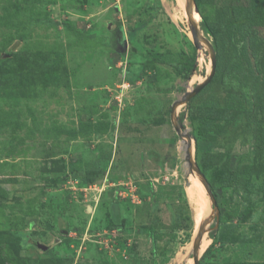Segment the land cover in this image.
I'll return each instance as SVG.
<instances>
[{
	"label": "rangeland",
	"instance_id": "rangeland-1",
	"mask_svg": "<svg viewBox=\"0 0 264 264\" xmlns=\"http://www.w3.org/2000/svg\"><path fill=\"white\" fill-rule=\"evenodd\" d=\"M193 1L183 103L189 0H0V264H264V0Z\"/></svg>",
	"mask_w": 264,
	"mask_h": 264
},
{
	"label": "water",
	"instance_id": "water-1",
	"mask_svg": "<svg viewBox=\"0 0 264 264\" xmlns=\"http://www.w3.org/2000/svg\"><path fill=\"white\" fill-rule=\"evenodd\" d=\"M193 6H194V1L193 0H189V5H188V9H187V13L190 19L191 24L194 26V30L196 32V42L198 44V41H205V43L210 47L211 49V58H212V72L210 74V76L206 79V81L198 86L195 90H193L192 92L188 93L187 96L184 98L183 103H187L189 102L193 97H195L196 95H198L212 80L214 74H215V70H216V64H217V57H216V52L211 44V42L205 40L203 38V36L201 35L200 31H199V27L197 26V24L195 23L194 19H193ZM177 130L179 132H181V129L179 126L176 127ZM185 137L188 139L189 141V145H188V156H189V162L191 167L193 168V170L198 174L201 183L203 184L205 191L207 193V195L209 196V200L212 203V205L215 207V213L217 218H219V210L217 208V200L213 194V191L211 189V186L209 184V182L206 180L205 176L196 168V166L193 163V153H192V142H191V136L190 135H185ZM202 226L199 230V233L195 239L194 242V264H199L200 258H199V250L201 248V241L204 237L205 234V228H206V224L207 221L202 222Z\"/></svg>",
	"mask_w": 264,
	"mask_h": 264
},
{
	"label": "trees",
	"instance_id": "trees-1",
	"mask_svg": "<svg viewBox=\"0 0 264 264\" xmlns=\"http://www.w3.org/2000/svg\"><path fill=\"white\" fill-rule=\"evenodd\" d=\"M233 18H234V17H233ZM233 18H232V20H233ZM263 20H264V12H262L261 14H259L256 18L250 20L249 23H252V25H256V26H260V25H261V26H262V25L264 26V24H263V22H262ZM202 27H203L204 31H205L208 35H210V36L212 35V36H213V38H214L213 44L215 45V43H216V36L214 35V33H213L212 30H211V25H210L206 20L203 19V21H202ZM193 71H194L193 68H190V69L188 70V75H187L188 78H191V76H192V74H193ZM254 85H257V83L255 82ZM182 118H183V114H182V116H181L180 122L182 121ZM210 186H211V185H210ZM211 189H212V191H213V194H214L216 200H218L217 194L214 192L212 186H211ZM217 205H218V202H217ZM217 208H218V206H217ZM218 210L220 211L221 215L223 216L224 211H223L222 209H218ZM217 219H219V218H217ZM182 229H184V230H188V229H189L188 224H186V223L184 224V223H183ZM215 232H216V231H214V233H215ZM212 238L214 239L213 236H212ZM213 253H214V252H212L211 247L208 248V250L205 252V254H204L203 257H202V259H201V261H200V264H202L203 262H205L206 260H208V257H209L210 255H212ZM247 264H250V263H247ZM251 264H257V263H251Z\"/></svg>",
	"mask_w": 264,
	"mask_h": 264
},
{
	"label": "bare ground",
	"instance_id": "bare-ground-1",
	"mask_svg": "<svg viewBox=\"0 0 264 264\" xmlns=\"http://www.w3.org/2000/svg\"><path fill=\"white\" fill-rule=\"evenodd\" d=\"M199 177V176H198ZM200 184V182H199ZM203 185V184H202ZM201 186V184H200ZM202 187V186H201ZM204 187V186H203ZM202 187V188H203ZM203 190V189H202ZM204 191V190H203ZM193 191H191L190 193H192ZM196 192V191H195ZM203 196V193H202ZM210 203V202H209ZM205 199H202V197L199 195H197L196 193V197L193 200V204L197 205L196 206V217H195V222H196V227H198V225L201 223V219L203 218V214L205 213L206 210L209 209V204ZM196 238V237H195ZM210 239L206 237V235H204L202 241H201V248L199 250V256L201 254H203V252L208 248L209 244H210ZM194 247V246H193Z\"/></svg>",
	"mask_w": 264,
	"mask_h": 264
}]
</instances>
